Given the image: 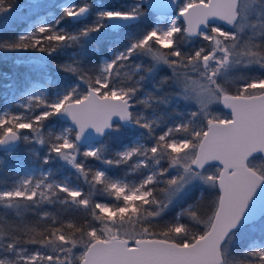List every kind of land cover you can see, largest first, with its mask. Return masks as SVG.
Returning <instances> with one entry per match:
<instances>
[{
	"label": "snow or ice",
	"instance_id": "obj_1",
	"mask_svg": "<svg viewBox=\"0 0 264 264\" xmlns=\"http://www.w3.org/2000/svg\"><path fill=\"white\" fill-rule=\"evenodd\" d=\"M27 7L58 12L0 54L63 76L0 113L31 168L0 188V264H264V0ZM20 15L0 0V30Z\"/></svg>",
	"mask_w": 264,
	"mask_h": 264
},
{
	"label": "trees",
	"instance_id": "obj_2",
	"mask_svg": "<svg viewBox=\"0 0 264 264\" xmlns=\"http://www.w3.org/2000/svg\"><path fill=\"white\" fill-rule=\"evenodd\" d=\"M31 0H6V3L9 5L13 12H20L21 8H24L23 14H26L27 5ZM44 0H39L40 3H43ZM49 1V0H48ZM101 3L110 2L107 0H97ZM58 12V8L56 7H48V10L45 12L44 18L46 20H51L53 16H55ZM26 24L17 20L9 29H3L0 31V39H8L14 36L18 32H22L26 29ZM113 39H119V37H114ZM112 46V44L106 43L103 46L98 47V50L95 53L100 60L106 58V53H109L108 50ZM39 53H16V54H0V113L3 111V95L4 92H13V94L17 95L23 92L27 87L30 86L34 80L38 79L41 75H48L52 82L51 85H54L56 82L60 80L63 76V73H59L55 68V64L57 61L53 60L50 64L47 65L46 68H36V66L30 63L25 57L37 56ZM69 54H71V50H69ZM66 58V57H65ZM35 66V67H33ZM167 72L170 75V71L166 70L160 73V77H163ZM159 78V77H158ZM9 84L10 89H4V86ZM221 113L227 114L223 110ZM12 154H16L22 157L26 154L25 145H20ZM11 154V155H12ZM20 154V155H19ZM8 155L6 153L0 152V157H4L7 160L14 158V156ZM65 175L71 173L73 170L67 166H63ZM116 174H120L117 170H113ZM19 178L17 172L12 168V163L10 161L3 162L0 164V188H4L10 186ZM199 195V193L197 194ZM212 196L209 195L208 199H211ZM97 199H102L97 197ZM112 203L114 201H111ZM47 208V206H45ZM3 208H0V213L4 212ZM258 236L259 233H256Z\"/></svg>",
	"mask_w": 264,
	"mask_h": 264
},
{
	"label": "rangeland",
	"instance_id": "obj_3",
	"mask_svg": "<svg viewBox=\"0 0 264 264\" xmlns=\"http://www.w3.org/2000/svg\"><path fill=\"white\" fill-rule=\"evenodd\" d=\"M107 1H110V0H107ZM34 2H35V0L30 1V3H34ZM65 2H67V0H49V1L44 0L42 4L58 5V4L65 3ZM30 3H28V4H30ZM98 3H101V2L98 1ZM26 10H27L26 14H23L24 13L23 11H25L24 8L20 9L21 15H20V18L18 20L21 22H24V24H26L27 28H29L34 23H38L41 20H46L44 18V15H45V12L48 10V7H45L43 9H39V10H30L27 7ZM13 13H17V12H13ZM5 15H8V13H5ZM108 54H110V53H108ZM39 55L40 54H37V56H39ZM103 59H105V58H103ZM35 66H33V67H35ZM36 68H39V67L36 66ZM51 82H52V80L48 75H41L40 77H38V79L34 80V82H32L29 87H27L23 92H21L17 95L16 94L14 95L13 92H8V91L4 92V95H3V100H4L3 101V107L4 108H3L2 112H4L5 110L11 111V112H18L19 108L17 107V105H19L22 102V100H21L22 94L28 88H30L33 84L50 86ZM4 89H10V85L9 84L5 85ZM217 108L220 112L223 110V108L221 106H217ZM25 147H26V154H24L22 157H20L21 156L20 154H19L20 156H18L16 154H12L11 156H14V158L7 160L4 157H0V161H3V162L10 161L12 163V168L16 172H19L20 174L28 173L29 171H31V168H30V160H29V156H28V152H27L28 146H25ZM61 164H63V162H61ZM64 166H67V165H64ZM67 167L70 168V166H67ZM63 170L64 169L60 170V177L61 178L65 175V174H63L64 173ZM113 203H115V201Z\"/></svg>",
	"mask_w": 264,
	"mask_h": 264
},
{
	"label": "water",
	"instance_id": "obj_4",
	"mask_svg": "<svg viewBox=\"0 0 264 264\" xmlns=\"http://www.w3.org/2000/svg\"><path fill=\"white\" fill-rule=\"evenodd\" d=\"M222 107V106H221ZM223 108V107H222ZM226 113L228 112V110H226V109H223ZM19 147V146H18ZM17 147V148H18ZM0 152H3V153H5L2 149H0Z\"/></svg>",
	"mask_w": 264,
	"mask_h": 264
}]
</instances>
